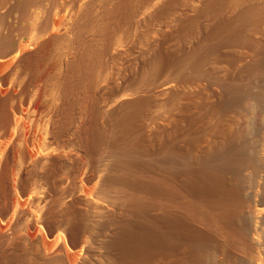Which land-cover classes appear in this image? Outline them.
<instances>
[{
  "label": "bare ground",
  "instance_id": "6f19581e",
  "mask_svg": "<svg viewBox=\"0 0 264 264\" xmlns=\"http://www.w3.org/2000/svg\"><path fill=\"white\" fill-rule=\"evenodd\" d=\"M257 80L264 0H0V264H264Z\"/></svg>",
  "mask_w": 264,
  "mask_h": 264
},
{
  "label": "rangeland",
  "instance_id": "374dc122",
  "mask_svg": "<svg viewBox=\"0 0 264 264\" xmlns=\"http://www.w3.org/2000/svg\"><path fill=\"white\" fill-rule=\"evenodd\" d=\"M257 81H258V84H257ZM257 81L254 82V83L257 84V86H258L259 84H261V85L263 84V85H264V81H263V80H262V81H261V80H260V81L257 80ZM260 82H262V83H260ZM252 84H253V83H252ZM252 84H251V85H252ZM252 86H253V85H252ZM252 86H251L252 89L249 88V89H250L249 92L252 93V91H254L252 94H256V90L258 91V89H259L260 86L258 87V89H256L257 86H256L255 84H254L253 87H252ZM253 88H254V90H253ZM255 89H256V90H255ZM255 101H256V100H255ZM255 101L253 100V102L255 103V104L253 105L254 110L256 109V107H255L256 103L259 104L257 101H256V102H255ZM260 104H261V103H260ZM260 104L258 105L259 108L257 107L258 110L256 109L255 111H259V113L261 112V114H262V113H264V103L261 104V105H263V106H261ZM262 107H263V109H262ZM253 108L250 109L251 111L249 110V113H250V112H251V113H252V112L254 113ZM262 111H263V112H262ZM253 113H252V115H253ZM263 117H264V115H263ZM262 121H264V119H263ZM253 122H254V123H253ZM257 122L260 123L258 120H256V122H255V119H253L252 122H251L252 125H251V128H250V130H249L250 132L247 134V136L250 137V138H248V141H251V140H252L251 137L253 138V136H254L253 133H254V132L256 131V129H257V125H258ZM255 123H256V128H255V130H251L252 128L255 127ZM261 123H262V122H261ZM263 123H264V122H263ZM259 125H260V124H259ZM259 125H258V126H259ZM259 127H260V126H259ZM259 127H258V128H259ZM263 127H264V124H263ZM252 131H254V132H252ZM251 133H252V134H251ZM249 135H251V136H249ZM252 135H253V136H252ZM250 139H251V140H250Z\"/></svg>",
  "mask_w": 264,
  "mask_h": 264
}]
</instances>
